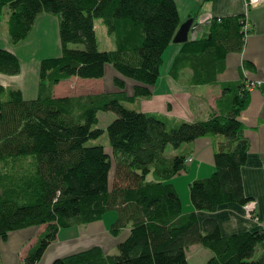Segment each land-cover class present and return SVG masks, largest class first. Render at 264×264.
Here are the masks:
<instances>
[{"label":"trees","instance_id":"obj_1","mask_svg":"<svg viewBox=\"0 0 264 264\" xmlns=\"http://www.w3.org/2000/svg\"><path fill=\"white\" fill-rule=\"evenodd\" d=\"M4 8L11 45L22 42L45 14L58 19L61 48L59 57L40 62L35 99L0 86V241L11 232L45 226L22 264H36L59 230L98 222L109 212L115 213L113 237L130 232L116 255L93 247L51 264H188L192 246L210 252L205 264H264V228L223 236L216 219L197 216L253 202L244 194L241 169L249 142L239 120L250 94L243 71L252 65L244 62L237 81L219 85L221 96L207 120L171 125L122 103L152 96L180 22L174 0H0V22ZM94 19L114 37V50H98ZM245 20L244 14L212 17L200 38L182 45L170 75L177 80L189 70L190 85H218L227 56L241 52L253 32L249 23L244 30ZM106 66L123 78H114L115 92L54 96L55 86L72 78L102 79ZM19 73L18 58L0 49V74ZM125 80L134 83L131 95ZM100 112L116 116L106 128L111 156L101 145H86L104 134L96 128ZM200 139L211 143L214 168L189 183L191 211L184 212L171 180L186 171L187 154L164 152Z\"/></svg>","mask_w":264,"mask_h":264},{"label":"crops","instance_id":"obj_2","mask_svg":"<svg viewBox=\"0 0 264 264\" xmlns=\"http://www.w3.org/2000/svg\"><path fill=\"white\" fill-rule=\"evenodd\" d=\"M174 1L178 9L179 26L188 20L192 21L188 28L186 42L198 39L204 34L205 27L202 25L196 26L194 23L206 15L223 17L244 14L248 23L252 25L253 32L247 36L241 52L227 56L225 70L217 76L218 85L214 86L190 85L191 73L189 70H183L179 78L177 80L174 79L170 75V67L174 57L184 43L177 44L172 42L169 45L163 54L162 66L165 64V58H167L166 68L163 71L160 70V78L152 88V96L137 102L139 105L137 111L160 116L171 125L178 121L196 122L207 120L214 113L216 101L221 96L219 85L237 81L239 79V69L244 62L252 65V70L245 69L243 71L245 79L248 82L264 83V4L254 9H248L246 7L247 0ZM181 10L183 11L182 14ZM54 22H56L54 28L56 30L55 33H57V39L54 44L56 46V55L52 58H55L61 54L57 17L51 15L39 16L28 36L17 45L9 43L8 17L4 21L3 29L0 23V49L14 54L20 62V73L18 75L7 76L0 74L1 87L19 90L26 101L36 98L39 65L43 59H46V56L37 58L36 55H29L27 50L30 48V40H33L31 39L33 31L44 24L52 23L53 25ZM106 73L112 75L111 84H108L107 87L109 89H106V92H114L116 89L113 80L117 76L116 72L112 66H106L105 75L100 80L105 78ZM182 76H184L183 79ZM95 81L90 80L89 82ZM126 81L128 82L129 80ZM126 81L125 91L128 95H131L134 83L128 87ZM127 87L129 88L128 90ZM249 92V104L239 117L244 127V137L249 142V150L245 165L241 169V174L244 194L254 202L255 215L248 218L244 207L236 204L223 205L214 214L197 213L200 221L209 217L216 219L223 236L264 228V93L260 90V87H254ZM64 94L54 91L55 97L69 96ZM181 148L173 151V154L180 152ZM181 153L187 154V168L186 171L177 176L185 174L188 182L191 183V181L206 178L212 174L214 166L210 141L206 139L194 141L183 147V152ZM174 187L177 190L175 185ZM184 203L185 206L182 204L184 212L191 211L188 199L185 200L184 198ZM89 226L88 231L80 229L83 226L59 230L56 240L47 247L36 264H51L55 259L93 247H99L105 254H110L130 233L129 230H124L118 237H113L107 226L99 228L93 223L92 225L89 224ZM44 230L45 226H40L9 233L5 242L0 241V264H22L23 258L36 244ZM256 254L259 256L261 250L259 249ZM210 257V252L200 246H192L187 252L188 264H205Z\"/></svg>","mask_w":264,"mask_h":264},{"label":"rangeland","instance_id":"obj_3","mask_svg":"<svg viewBox=\"0 0 264 264\" xmlns=\"http://www.w3.org/2000/svg\"><path fill=\"white\" fill-rule=\"evenodd\" d=\"M183 11L181 10V14ZM45 15V14H44ZM8 17V9L4 8L3 9V14L1 17V25L2 29L4 26V21ZM54 24L52 23L49 24H44L41 27H37L35 31H33V36L30 40V48L27 50V53L30 55H36L37 58H44L43 56H46V58H52L54 57L55 51H56V46L55 41L57 39V33H55V28ZM196 24V21L195 23ZM94 25H95V33H96V41H97V47L99 51H111L114 50L116 45H115V40L114 37L109 36L107 34L106 28L103 25L102 21L100 19H94ZM197 26V25H196ZM47 28V32H46ZM74 47V46H70ZM76 47V46H75ZM81 49V47L79 48ZM61 50V48H60ZM167 58H165V64L161 67V71H163L166 68V62ZM111 74L106 73V76L103 80H96L95 82H89L90 80H82L78 78H72L70 80L64 81L59 83L58 85L55 86L54 91L57 93H65L64 95H69V96H78V95H85V94H95L99 92H106L109 88L107 87L108 84H111ZM119 79H123L119 76H117ZM184 76H182L183 79ZM126 81V80H125ZM127 82V81H126ZM133 84L132 81H128L127 85L130 87ZM126 86V85H125ZM127 87V90L129 89ZM126 88V87H125ZM56 89V90H55ZM107 89V90H106ZM115 92V90H114ZM122 105L128 109V110H135L137 111L139 108V105L137 103L131 104V103H122ZM116 118L114 113L111 112H100L98 113V124L96 125V128L101 129L104 131V134L96 139V140H89L87 142V146H98L101 145L104 147V150L107 154L110 156L112 155V150L110 148V145L108 143L107 135H106V128L107 126ZM169 126V125H168ZM170 128V127H169ZM183 147H186V144L182 145V148L180 152H183ZM173 147L171 145L167 146L165 149V156L170 157L173 154ZM112 172L109 175V190L111 191L113 188V168H114V161L112 158ZM187 176L185 174H182L181 176H175L172 180L171 183L176 186L177 192L180 196V199L183 201L182 204L185 206L184 203V198L185 200L188 199L189 201V192H188V182ZM192 182V181H191ZM245 211V210H244ZM246 216L248 218H251L249 214L245 211ZM253 216L255 215V210L252 213ZM115 218V213L114 212H109L107 213L102 220L93 223V225H96L99 228H103V226L109 227L110 224L113 222ZM92 225V224H91ZM89 225H86L83 228H80L82 230L88 231ZM117 248L111 251V255H116ZM256 256H258L256 254Z\"/></svg>","mask_w":264,"mask_h":264},{"label":"built area","instance_id":"obj_4","mask_svg":"<svg viewBox=\"0 0 264 264\" xmlns=\"http://www.w3.org/2000/svg\"><path fill=\"white\" fill-rule=\"evenodd\" d=\"M264 4V0H247L246 2V7L248 9H254L257 8L258 6ZM210 15L202 16L200 19L197 20L196 24L197 26L200 25H206L210 22L211 20ZM249 27V24L247 22V19L245 20V25H244V30H247ZM262 82H250V85L248 86V90H251L254 87H260ZM244 210L249 214V216L253 217V212L255 210V204L254 202H250L246 206H244Z\"/></svg>","mask_w":264,"mask_h":264},{"label":"water","instance_id":"obj_5","mask_svg":"<svg viewBox=\"0 0 264 264\" xmlns=\"http://www.w3.org/2000/svg\"><path fill=\"white\" fill-rule=\"evenodd\" d=\"M192 21L188 20L184 24L180 25L176 34L173 37L172 42L177 44L186 43V36L188 32V28L191 25Z\"/></svg>","mask_w":264,"mask_h":264}]
</instances>
